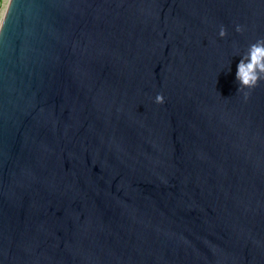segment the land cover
<instances>
[{
    "label": "water",
    "instance_id": "95a60500",
    "mask_svg": "<svg viewBox=\"0 0 264 264\" xmlns=\"http://www.w3.org/2000/svg\"><path fill=\"white\" fill-rule=\"evenodd\" d=\"M1 12L0 264H264V0Z\"/></svg>",
    "mask_w": 264,
    "mask_h": 264
},
{
    "label": "clouds",
    "instance_id": "9594fccd",
    "mask_svg": "<svg viewBox=\"0 0 264 264\" xmlns=\"http://www.w3.org/2000/svg\"><path fill=\"white\" fill-rule=\"evenodd\" d=\"M5 24V17L3 12H0V31H3ZM236 30L242 31V27L237 25ZM221 37L226 35V29L222 26L219 32ZM236 79L239 82L237 91L243 88H252L257 83L264 79V38L257 39L254 43L250 44L247 52L240 59L237 65ZM247 98L248 93H244ZM157 103L164 102V96L157 94L155 97Z\"/></svg>",
    "mask_w": 264,
    "mask_h": 264
},
{
    "label": "rangeland",
    "instance_id": "374dc122",
    "mask_svg": "<svg viewBox=\"0 0 264 264\" xmlns=\"http://www.w3.org/2000/svg\"><path fill=\"white\" fill-rule=\"evenodd\" d=\"M5 2H6V0H0V12L4 8Z\"/></svg>",
    "mask_w": 264,
    "mask_h": 264
}]
</instances>
